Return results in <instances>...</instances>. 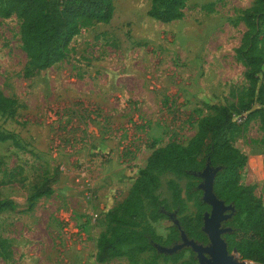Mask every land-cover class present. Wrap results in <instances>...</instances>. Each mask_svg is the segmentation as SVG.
<instances>
[{
  "label": "rangeland",
  "instance_id": "rangeland-1",
  "mask_svg": "<svg viewBox=\"0 0 264 264\" xmlns=\"http://www.w3.org/2000/svg\"><path fill=\"white\" fill-rule=\"evenodd\" d=\"M149 2L113 0L108 20L80 18L64 56L44 68L22 47L20 18L0 13V90L15 100L12 114L0 111V130L9 135L0 140V199L13 203L0 211V264H129L125 255L94 259L96 238L108 229L105 212L123 199L153 148L185 143L197 120L219 105L242 112L229 140L246 155L240 182L264 205V102L238 53L253 0H184L182 16L167 21L148 14ZM213 171H203L211 207ZM158 177L156 192L167 206L150 223L165 235L194 205L184 196V177ZM169 179L181 188L183 209L172 206ZM41 180L52 191L28 206ZM151 254L135 258L169 263ZM189 254L185 249L182 258ZM196 256L197 264L213 261L208 252Z\"/></svg>",
  "mask_w": 264,
  "mask_h": 264
},
{
  "label": "trees",
  "instance_id": "trees-1",
  "mask_svg": "<svg viewBox=\"0 0 264 264\" xmlns=\"http://www.w3.org/2000/svg\"><path fill=\"white\" fill-rule=\"evenodd\" d=\"M149 1L147 12L156 19L167 21L183 14L184 0ZM112 12L113 0H6L0 7L1 14L14 13L20 18L21 44L35 68L49 66L64 56L69 41L78 31L80 18L106 21ZM243 18L246 29L238 53L246 66L249 83L254 85L260 81L258 97L264 102V0H253ZM14 104V98L0 90V111L12 114ZM253 111L256 110H250L248 115ZM241 113L227 105H219L213 114L197 120L196 131L185 143L171 140L151 150L126 195L105 212L108 229L96 238V262L125 255L129 264H150L135 258L136 253L149 249L152 261L162 256L168 264H197L196 250L184 240L201 245L207 242L203 226L211 205L203 198L201 172L209 166L214 168L211 191L227 205L223 210L227 215L220 219V236L227 252L235 249L239 256L234 253L233 257L264 264V205L253 192L252 185L240 182L246 155L229 140L235 120L233 115ZM8 137L0 130V140ZM163 171L185 178L184 196L194 205L192 213L180 214L176 223L168 225L165 235L157 233L150 223L162 216L160 209L167 206L156 192L158 174ZM167 184L172 206L183 209L181 188L171 179ZM51 191L48 180L34 184L27 195L28 206ZM12 206L11 200L0 199V211ZM158 247L173 248L160 251ZM185 249H189L190 254L182 258Z\"/></svg>",
  "mask_w": 264,
  "mask_h": 264
},
{
  "label": "water",
  "instance_id": "water-1",
  "mask_svg": "<svg viewBox=\"0 0 264 264\" xmlns=\"http://www.w3.org/2000/svg\"><path fill=\"white\" fill-rule=\"evenodd\" d=\"M205 169H206V167L201 172L202 176H203V171ZM211 178H212V176H211ZM203 179H204V176H203ZM201 185L203 187V181H202ZM210 190H211V181H210ZM211 193H212V191H211ZM212 195H213V193H212ZM213 197H214V199L211 200V202L213 203V206L210 208L209 216L207 217L208 212L205 214L204 226H203V229L206 231L208 239L211 242V245L206 246L205 244L204 245L195 244L192 240H188V239H185L184 242L191 244L193 249L196 250V252L198 251V252L210 253L212 258H213V261L211 262V264H226L227 261H229L230 264H232L231 260L233 258L234 253L237 254L238 256H239V254L234 249V252L232 251L230 258H228L229 255H228V252L226 249L225 242L222 239V237L220 236V230H221L220 219L221 218L219 217V214L223 213V210L227 207V205H224V203L221 200L217 199L214 195H213ZM203 198L206 201H208L204 197V187H203ZM208 202H210V201H208ZM172 248H166V249L171 250Z\"/></svg>",
  "mask_w": 264,
  "mask_h": 264
},
{
  "label": "built area",
  "instance_id": "built-area-1",
  "mask_svg": "<svg viewBox=\"0 0 264 264\" xmlns=\"http://www.w3.org/2000/svg\"><path fill=\"white\" fill-rule=\"evenodd\" d=\"M233 117L235 120H240L241 115L234 114Z\"/></svg>",
  "mask_w": 264,
  "mask_h": 264
}]
</instances>
